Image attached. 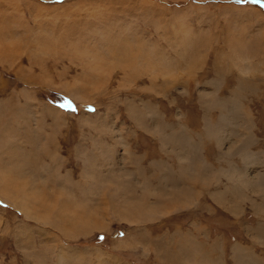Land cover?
<instances>
[{"label":"rangeland","instance_id":"obj_1","mask_svg":"<svg viewBox=\"0 0 264 264\" xmlns=\"http://www.w3.org/2000/svg\"><path fill=\"white\" fill-rule=\"evenodd\" d=\"M250 5L0 0V264H162V235L215 222L184 181L199 162L186 152L173 172L169 144L199 145L226 97L262 110L264 25L248 14L264 8Z\"/></svg>","mask_w":264,"mask_h":264},{"label":"crops","instance_id":"obj_2","mask_svg":"<svg viewBox=\"0 0 264 264\" xmlns=\"http://www.w3.org/2000/svg\"><path fill=\"white\" fill-rule=\"evenodd\" d=\"M250 6L262 10L258 6ZM248 15L264 25V17L257 10ZM246 80L239 77L238 92L249 90L246 84L250 81ZM223 101L225 108L210 107L219 110L217 115L210 113L205 117L207 132L198 133L200 146L192 141L189 134L181 136L185 141L180 146L169 144L179 156L175 165L170 159L167 167L173 172L185 173V168L180 169L179 166L180 157L186 152L191 153L195 158L193 161L199 162V166L192 169V179L183 175L186 186L193 191L191 201L197 204L200 198L199 201L195 198L199 194H207L209 210L216 212L215 222L194 215L186 226L173 229L172 237H169L171 231L165 238L162 235V264H264V103L262 110L258 108L260 112L255 113L253 106L238 98L226 97ZM150 120L153 124V119ZM162 126L167 127L165 122ZM172 134L178 132L172 131L169 135ZM195 146L202 149L200 156ZM200 172L204 176L199 183L195 173ZM168 175L166 182L177 184L180 181L178 175ZM161 185H164L162 181ZM181 193L177 188L173 196L162 197L163 200L177 197L180 201L184 200ZM250 213L252 218L246 219ZM232 224L237 225L231 229ZM47 251H51L50 247L44 246L38 254L46 260Z\"/></svg>","mask_w":264,"mask_h":264},{"label":"snow or ice","instance_id":"obj_3","mask_svg":"<svg viewBox=\"0 0 264 264\" xmlns=\"http://www.w3.org/2000/svg\"><path fill=\"white\" fill-rule=\"evenodd\" d=\"M237 4H256L260 6L261 8H264V0H235ZM59 107L61 108H67L69 110L75 111V108L71 102V100L67 98H63L62 102L59 104ZM103 239V237H100Z\"/></svg>","mask_w":264,"mask_h":264},{"label":"bare ground","instance_id":"obj_4","mask_svg":"<svg viewBox=\"0 0 264 264\" xmlns=\"http://www.w3.org/2000/svg\"><path fill=\"white\" fill-rule=\"evenodd\" d=\"M168 61V60H167ZM151 118V117H150ZM164 138V137H163ZM167 139H165V141H166ZM176 140V139H175ZM177 140H178V138H177ZM162 141H164L163 139H162ZM168 141V140H167ZM171 141V140H170ZM173 141V140H172ZM166 145V144H165ZM190 164V163H189ZM195 164V163H194ZM146 188V187H145ZM159 195V194H158ZM160 196V195H159ZM164 196V195H163ZM46 223V222H45ZM160 252V251H159Z\"/></svg>","mask_w":264,"mask_h":264}]
</instances>
